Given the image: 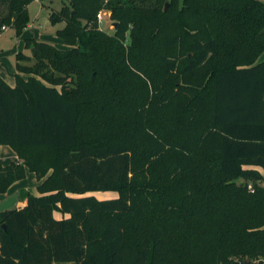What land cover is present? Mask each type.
<instances>
[{"label":"trees","instance_id":"trees-1","mask_svg":"<svg viewBox=\"0 0 264 264\" xmlns=\"http://www.w3.org/2000/svg\"><path fill=\"white\" fill-rule=\"evenodd\" d=\"M30 1L0 0V33H22ZM51 21L73 47L27 39L15 85L0 75V146L20 157L0 192L44 179L0 211V264H261L264 186L248 192L262 176L245 166L264 169V0H71Z\"/></svg>","mask_w":264,"mask_h":264},{"label":"rangeland","instance_id":"rangeland-1","mask_svg":"<svg viewBox=\"0 0 264 264\" xmlns=\"http://www.w3.org/2000/svg\"><path fill=\"white\" fill-rule=\"evenodd\" d=\"M71 0H31L28 5L30 21L28 25L24 28L22 33H18L14 27L5 28L0 33V73L4 75L5 78H10V73L17 71V54L24 53L28 55H32L33 48H29L26 46L27 39H36L40 41H45L53 44L57 48L67 49L73 47L66 43V41L59 37L57 34L58 29L63 28L65 26L64 21L57 22L53 24L51 21V11L52 10H60L63 6L69 5ZM169 5V2H166ZM168 7V6H167ZM102 12L103 20L102 22L97 23V26L100 30L106 31L109 35L113 36L116 31L115 21L113 17H111V11L108 9H101L98 13ZM98 19V15H97ZM130 31L127 32L126 40H124V46L126 47L130 43ZM35 59L30 62H26L28 65H33L35 63ZM69 87H73L74 83H69ZM150 91H152V83L149 82ZM60 87V86H59ZM75 87V86H74ZM154 95V94H153ZM152 95V96H153ZM154 103L150 102L146 103L145 106V114L147 118L155 117L157 119V124L154 126L148 127L147 131L154 133L156 130V125H158L159 120V110L154 107ZM111 118L110 115L107 117ZM148 118V119H149ZM110 121V120H109ZM103 128H99L97 130L89 132L90 137H98L104 134L109 127H111L110 123L105 124ZM141 126L134 122V128L139 129ZM158 155L153 157V160H157ZM260 179H249L252 181L253 187L250 189L247 188L248 192H253L254 187L256 186H264V175L261 173ZM248 180V179H247ZM20 181V182H19ZM240 180H237L238 183ZM19 182V183H17ZM17 183L16 185H13ZM12 184V188H8V190H12L9 197H5L4 200L0 201V209L4 207L5 204L9 209L16 208L20 205V202L25 200L23 196L20 195V186L22 189L29 191L33 194H39L40 190L38 188L40 180L38 179L36 173L34 172H26L24 178L15 181ZM7 190V191H8ZM6 191V192H7ZM4 192V193H6ZM10 192V191H9ZM96 195L99 198H109L118 195V191H97ZM246 260V264H256V260H250L248 258H239L236 257L234 260Z\"/></svg>","mask_w":264,"mask_h":264},{"label":"crops","instance_id":"crops-1","mask_svg":"<svg viewBox=\"0 0 264 264\" xmlns=\"http://www.w3.org/2000/svg\"><path fill=\"white\" fill-rule=\"evenodd\" d=\"M264 60V53H262V55L259 57V59H258V61H263ZM16 72H18V71H15V72H10L9 71V73H10V78H5L4 77V75H2L1 73H0V75L11 85V86H14L15 85V77L13 76V74L14 73H16ZM22 75L24 76V77H28L29 76V74H25V73H22ZM19 159H20V157H19V155H18V153L10 146V145H7V144H3V145H1L0 146V163L3 165V166H7V165H9L11 162H18L19 161ZM246 168H249V169H256V170H258L260 173H262L263 175H264V169L261 167V166H258V165H246L245 166ZM27 172H31L29 169H27ZM20 180V179H19ZM44 179H42V180H40V183L43 181ZM18 181V180H17ZM20 182V181H19ZM19 182H17V183H19ZM17 183H14L13 185H16ZM40 183H39V185H40ZM10 189H13L12 188V185H11V187H10ZM8 190L6 193H1L0 192V201L1 200H4L5 199V197H9V195L11 194V193H13V192H11L12 190ZM10 191V192H9ZM22 192H26V190L25 189H22V187L20 186V195L22 196ZM29 192V191H28ZM31 193V192H30ZM33 194V193H32ZM41 193H39V194H35V195H40ZM95 194H96V192H95ZM117 196V195H116ZM26 204V199L25 200H23V201H21L20 202V205L18 206V207H21V206H23V205H25ZM7 205L5 204V206L4 207H1L2 209H0V211H3V210H9V208L8 207H6ZM18 207H16V208H18ZM14 209V208H13ZM54 215H55V217H57V218H61V217H63V214L62 213H60V212H55L54 213ZM66 216H68V214L66 215Z\"/></svg>","mask_w":264,"mask_h":264},{"label":"built area","instance_id":"built-area-1","mask_svg":"<svg viewBox=\"0 0 264 264\" xmlns=\"http://www.w3.org/2000/svg\"><path fill=\"white\" fill-rule=\"evenodd\" d=\"M102 20H103V14H102V12H100V13H98V21L102 22ZM248 187L251 189L253 187V185L250 183ZM239 264H246V263L243 261H239Z\"/></svg>","mask_w":264,"mask_h":264},{"label":"water","instance_id":"water-1","mask_svg":"<svg viewBox=\"0 0 264 264\" xmlns=\"http://www.w3.org/2000/svg\"><path fill=\"white\" fill-rule=\"evenodd\" d=\"M167 6H168V4H165V7H164L165 10H166ZM115 26H116V28L118 27V22H115ZM33 52H34V48H33ZM2 227L6 228V225L3 224ZM260 263L263 264L264 263V259H261Z\"/></svg>","mask_w":264,"mask_h":264}]
</instances>
